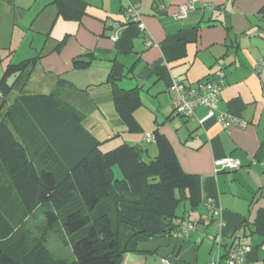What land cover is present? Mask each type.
Returning <instances> with one entry per match:
<instances>
[{
	"label": "crops",
	"instance_id": "0c3cea01",
	"mask_svg": "<svg viewBox=\"0 0 264 264\" xmlns=\"http://www.w3.org/2000/svg\"><path fill=\"white\" fill-rule=\"evenodd\" d=\"M1 1L9 9L15 5V0ZM83 1L77 20L58 16L57 8L48 14L43 48L49 42L50 47L30 56H39L32 73L39 66L41 75L49 78L40 93L50 92L58 78L64 79L61 100L83 113L84 126L100 140L121 135L120 143L142 146L144 133L157 130L169 140L182 169L201 183V205L189 212L183 205V223L192 220L195 228L183 237L160 235L139 242L137 253L145 257H130L122 264H148L146 255L166 257L171 264H210L217 254L223 264L233 244L251 246L247 264H264V65L255 69L264 56V0H199L183 19L175 13L185 0H134L144 29L135 22L124 24L116 40L111 38L112 26L122 20L125 1ZM50 4L52 0L43 7ZM209 4L222 8L210 9ZM147 37L152 45H146ZM74 61L88 64L76 68ZM113 61L121 64L124 74L118 86L136 93L130 115H119L106 83ZM216 69L225 73L217 110L244 120L246 126L226 131L215 117H205L204 106H197L192 118L174 112L169 90L173 80H206ZM102 105L110 108L114 129L111 125L109 133L98 137L96 126L89 129L85 122L90 120L87 114L98 111L102 122L107 120ZM151 143L153 148L143 146V156L157 154L155 141ZM225 156L241 165L219 169L215 160ZM208 199L219 208L221 224L211 219Z\"/></svg>",
	"mask_w": 264,
	"mask_h": 264
},
{
	"label": "trees",
	"instance_id": "16d2710c",
	"mask_svg": "<svg viewBox=\"0 0 264 264\" xmlns=\"http://www.w3.org/2000/svg\"><path fill=\"white\" fill-rule=\"evenodd\" d=\"M52 3L67 20L79 19L85 8L83 0ZM38 57L8 63L0 77V264H122L124 254L139 252V242L173 235L185 219L177 216L178 205L185 203L188 212L201 205L200 178L182 169L157 130V154L148 161L139 144L103 150L105 140L84 126L83 113L61 100L64 79L48 93L24 89ZM87 64L74 61L76 68ZM17 72L9 87L6 79ZM123 75L113 61L106 83L119 115H130L137 98L134 89L118 86ZM39 205L49 224H61L62 243L70 245L73 260L55 258L45 234L31 236L24 228L28 213Z\"/></svg>",
	"mask_w": 264,
	"mask_h": 264
},
{
	"label": "rangeland",
	"instance_id": "374dc122",
	"mask_svg": "<svg viewBox=\"0 0 264 264\" xmlns=\"http://www.w3.org/2000/svg\"><path fill=\"white\" fill-rule=\"evenodd\" d=\"M47 1L49 0H15V5L11 6L12 8L9 9L10 5L0 0V77L4 68L10 61L15 63L35 55L40 49L41 51L42 49L43 51L49 49L50 42L43 48L45 45L44 40L47 38L45 29H47L51 21L48 14H50L52 8L55 11L56 7L55 4L45 5L43 7ZM41 7L42 10L35 16ZM39 68L40 67L37 66L29 78L25 87L26 90L37 91L39 93L46 91L49 78L41 75L42 72ZM11 94L8 96V102L14 97L13 94ZM102 107V111L105 113L103 115H105L107 120L102 122L101 113L98 111L87 114L90 120L85 122L89 129H93L90 125L96 126L94 130L97 131L98 137H102L104 134L109 133L112 130L111 125H113L114 129V124L110 123L113 118L110 117V108L106 105H102ZM112 115H114L113 112ZM123 140L121 135H119L105 140L101 147L103 150H107L116 146ZM143 143L142 147L148 146L153 148L154 146L152 143ZM143 159L148 161L151 158L144 155ZM35 165L37 169L43 167V164L38 158L35 159ZM183 205L184 203L181 202L176 208L178 217L182 216L185 212L183 210ZM24 228L29 231L31 236L45 234L47 238L46 246L55 258H62L68 261L73 260L74 256L70 245L65 246L62 243L64 233L61 224L59 222L49 224L43 214V207L41 205L36 206L28 213L24 222ZM139 256L141 258L145 257L137 252L128 253V255L123 258V261L128 262V258H138ZM145 259L149 262L148 264H160L159 256L146 255Z\"/></svg>",
	"mask_w": 264,
	"mask_h": 264
},
{
	"label": "built area",
	"instance_id": "2783aa9c",
	"mask_svg": "<svg viewBox=\"0 0 264 264\" xmlns=\"http://www.w3.org/2000/svg\"><path fill=\"white\" fill-rule=\"evenodd\" d=\"M125 4L122 8V20L113 22V34L111 38L116 40L118 38L121 27L124 24L135 22L143 30L144 25L140 22V13L138 11V4L134 0H124ZM199 0H185L178 6V10L175 13L177 19H183L186 17L190 10L196 7ZM208 7L212 9L214 6L209 4ZM146 45H152V41L149 37L145 39ZM261 65H264V56L258 61L256 70H259ZM211 77L206 80L197 82H184L179 80H173L169 86V90L172 92V106L175 113L185 117L192 118L197 106H204L207 108L206 118L215 117L220 123L221 127L228 131L232 127H244L246 122L239 118L230 116L227 113L217 110V103L220 93L224 85L225 73L222 69H216L213 71ZM155 141L153 132H145L143 135V142L151 143ZM215 165L219 169H235L241 165L238 159H234L230 156H225L215 160ZM205 206L211 214V219L217 224H221L218 213L219 208L216 206L213 199H208L205 202ZM195 226L188 222L183 223L180 227L173 232L175 237H183L189 231L193 230ZM217 246L220 245L219 240L215 242ZM251 246L247 244H233L228 248L225 255L223 264H247L245 254L250 250ZM162 264H171L166 258L160 259ZM210 264H220L219 255H216V259L211 261Z\"/></svg>",
	"mask_w": 264,
	"mask_h": 264
},
{
	"label": "water",
	"instance_id": "95a60500",
	"mask_svg": "<svg viewBox=\"0 0 264 264\" xmlns=\"http://www.w3.org/2000/svg\"><path fill=\"white\" fill-rule=\"evenodd\" d=\"M18 75H19V72L12 74V75L6 80V84H7L9 87H11V86L13 85V83H14V81H15V79L17 78ZM2 105H3V101L0 100V109H1Z\"/></svg>",
	"mask_w": 264,
	"mask_h": 264
}]
</instances>
